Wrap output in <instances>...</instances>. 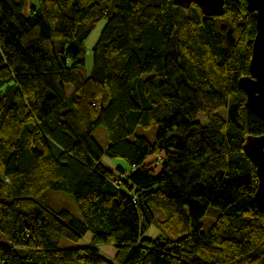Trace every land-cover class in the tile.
Returning a JSON list of instances; mask_svg holds the SVG:
<instances>
[{"label": "trees", "instance_id": "trees-1", "mask_svg": "<svg viewBox=\"0 0 264 264\" xmlns=\"http://www.w3.org/2000/svg\"><path fill=\"white\" fill-rule=\"evenodd\" d=\"M26 1L0 0V264H264L243 150L264 120L237 84L255 35L246 0L213 17L174 0H38L26 15ZM103 18L85 76V41ZM154 123L153 141L129 139ZM48 190L71 194L81 217L41 203ZM209 206L220 212L203 232ZM155 209L174 238L145 237ZM87 231L89 246H59Z\"/></svg>", "mask_w": 264, "mask_h": 264}, {"label": "rangeland", "instance_id": "rangeland-1", "mask_svg": "<svg viewBox=\"0 0 264 264\" xmlns=\"http://www.w3.org/2000/svg\"><path fill=\"white\" fill-rule=\"evenodd\" d=\"M38 5V0H27L26 4L24 6V13L26 15L29 14L31 6H37ZM106 18L101 19L98 23L94 25V28L92 29L90 35L85 41V54H84V59H85V65L81 68V72L85 75L88 76L91 74L92 69H93V53H92V47L94 43L96 42L101 30L103 29L105 23H106ZM149 74L144 73L142 77H147ZM69 91V90H68ZM218 113L222 116L225 117V110L220 109L218 110ZM197 120L205 123V116L203 113H199L197 115ZM159 129V124L154 123L150 128H143L141 126H136L134 129V132L129 136L130 140H133L136 136L144 137L148 139L149 141H153L155 138V135ZM94 136L99 142V144L102 147H106L107 144L109 143L108 139V134L107 130L104 126L100 125L95 129ZM158 157L155 155H150L147 159V163H151L153 161H156ZM102 162L111 168H115L117 164H125V161L121 158H110L107 155L102 156ZM156 170L159 169V162H156ZM38 200L41 203H44L48 205L51 209H59V208H68L73 214H75L78 217H81L80 211L78 209L77 203L74 199V197L61 190H48L44 196H41L38 198ZM219 208L215 206H209L206 210L205 215L201 219V225H202V231L207 232L210 226L213 224V222L217 219L219 215ZM154 215L155 218L150 224L149 228L145 232V237L150 238V239H156L158 237L162 238H174L172 234H170L167 230H165L159 223L161 219L164 218L163 213L155 209L154 210ZM91 238H92V233L90 231H87L79 241H72L67 238H62L60 241L59 246L61 248H84L90 245L91 243ZM100 253L105 256L107 259L112 260L114 258V253L115 249L112 246H101L100 247Z\"/></svg>", "mask_w": 264, "mask_h": 264}, {"label": "water", "instance_id": "water-1", "mask_svg": "<svg viewBox=\"0 0 264 264\" xmlns=\"http://www.w3.org/2000/svg\"><path fill=\"white\" fill-rule=\"evenodd\" d=\"M187 9L196 4L205 16H222L226 11L225 0H174ZM247 9L254 13L255 35L252 41L248 74L241 75L237 84L245 94V104L264 120V0H246ZM243 150L256 170L254 202L264 212V134L245 137Z\"/></svg>", "mask_w": 264, "mask_h": 264}, {"label": "crops", "instance_id": "crops-1", "mask_svg": "<svg viewBox=\"0 0 264 264\" xmlns=\"http://www.w3.org/2000/svg\"><path fill=\"white\" fill-rule=\"evenodd\" d=\"M15 1H18V0H15ZM25 6V5H24ZM23 9H24V7H23ZM23 13H24V11H23ZM25 14V13H24ZM117 165H122L123 167H126L127 168V164L125 163V164H117Z\"/></svg>", "mask_w": 264, "mask_h": 264}, {"label": "built area", "instance_id": "built-area-1", "mask_svg": "<svg viewBox=\"0 0 264 264\" xmlns=\"http://www.w3.org/2000/svg\"><path fill=\"white\" fill-rule=\"evenodd\" d=\"M113 182H114V183H117V179H116V178H115V179H113ZM134 202H135V200H134Z\"/></svg>", "mask_w": 264, "mask_h": 264}]
</instances>
